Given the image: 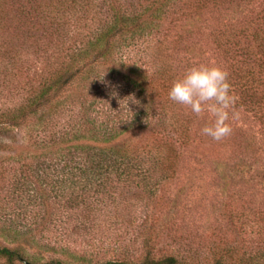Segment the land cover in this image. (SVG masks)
<instances>
[{
  "label": "trees",
  "instance_id": "1",
  "mask_svg": "<svg viewBox=\"0 0 264 264\" xmlns=\"http://www.w3.org/2000/svg\"><path fill=\"white\" fill-rule=\"evenodd\" d=\"M195 63L226 68L233 111L264 128V0H0V150L15 131L28 148L0 158L1 233L56 242L72 220L68 242H130L137 232L116 215L137 211L115 190L156 194L179 175L182 148L211 139L200 132L206 116L168 98ZM135 130L147 139L120 141ZM243 136L223 138L233 155L256 150ZM94 245L61 246L67 259L36 263L0 244V264H264V246L248 258L169 250L94 262Z\"/></svg>",
  "mask_w": 264,
  "mask_h": 264
},
{
  "label": "rangeland",
  "instance_id": "2",
  "mask_svg": "<svg viewBox=\"0 0 264 264\" xmlns=\"http://www.w3.org/2000/svg\"><path fill=\"white\" fill-rule=\"evenodd\" d=\"M231 121L229 135L244 134L242 138H256L258 145L250 156L233 155L234 152L230 151L234 147L232 141L229 144L233 146H228L225 139L216 141L204 137L182 148L179 175L164 187L160 186L156 194L149 196L135 186L115 190L113 195L117 199L135 206L133 209L137 211L133 218L128 216L130 209L116 215V221L129 227L130 234L137 232L131 236L130 242H68L67 236L75 225L69 220L62 225L65 235L57 236L62 242L57 239L56 242H34L24 237L16 239L15 233L7 237L0 231V244L21 248L28 259L36 263L50 258L67 259V255L59 250L61 246H84L92 250L93 243L98 247L93 250L97 252L92 259L94 262L124 257L138 260L148 251L159 254L169 250L199 260L228 258L224 250L234 258H248L264 246V128L252 114L241 109ZM147 137V132L135 130L122 136L120 141L139 143ZM25 151L28 148L24 134L15 131L0 150V158ZM31 181L42 196L44 186L36 179ZM46 210L48 213L52 211L50 206ZM47 218L45 225H49L50 217ZM40 236L39 233L37 237ZM109 243L121 248V252L113 249L106 252L104 248ZM220 250L223 254L219 253Z\"/></svg>",
  "mask_w": 264,
  "mask_h": 264
},
{
  "label": "clouds",
  "instance_id": "3",
  "mask_svg": "<svg viewBox=\"0 0 264 264\" xmlns=\"http://www.w3.org/2000/svg\"><path fill=\"white\" fill-rule=\"evenodd\" d=\"M229 73L216 63H195L168 90V98L187 106L197 117H207L200 132L219 141L228 136L232 129L228 121L235 117L233 111L236 96L231 90Z\"/></svg>",
  "mask_w": 264,
  "mask_h": 264
}]
</instances>
